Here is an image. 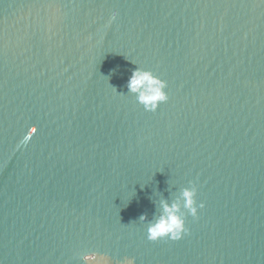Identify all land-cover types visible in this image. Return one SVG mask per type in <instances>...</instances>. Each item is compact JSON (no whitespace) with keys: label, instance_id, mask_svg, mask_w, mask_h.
<instances>
[{"label":"water","instance_id":"95a60500","mask_svg":"<svg viewBox=\"0 0 264 264\" xmlns=\"http://www.w3.org/2000/svg\"><path fill=\"white\" fill-rule=\"evenodd\" d=\"M193 185L189 234L149 241ZM92 252L264 264V0H0V264Z\"/></svg>","mask_w":264,"mask_h":264},{"label":"clouds","instance_id":"9594fccd","mask_svg":"<svg viewBox=\"0 0 264 264\" xmlns=\"http://www.w3.org/2000/svg\"><path fill=\"white\" fill-rule=\"evenodd\" d=\"M116 14L113 13V18ZM167 87L166 82L160 80L152 72L142 71L139 68L134 70L127 81V89L129 93L137 95V102L144 106V110L148 112H156L160 103H166L168 96L164 91ZM29 138L28 135L25 139ZM197 189L193 185L190 189L181 192L180 199L172 204L166 201L160 202L161 214L147 226V239L156 242L161 239H170L178 241L183 236L189 234L185 227L186 215H190L193 219L198 217V208L196 202ZM181 201L186 215L180 214ZM199 208L203 209L204 204H199ZM147 218L141 215L140 220L145 221ZM84 264H110L107 255H98L92 252L81 257ZM123 264H135L134 259H125Z\"/></svg>","mask_w":264,"mask_h":264},{"label":"snow or ice","instance_id":"6c2138e0","mask_svg":"<svg viewBox=\"0 0 264 264\" xmlns=\"http://www.w3.org/2000/svg\"><path fill=\"white\" fill-rule=\"evenodd\" d=\"M34 131H36V129H34Z\"/></svg>","mask_w":264,"mask_h":264}]
</instances>
